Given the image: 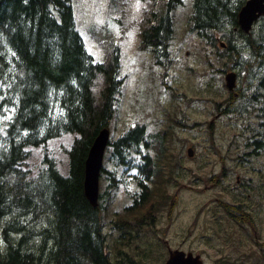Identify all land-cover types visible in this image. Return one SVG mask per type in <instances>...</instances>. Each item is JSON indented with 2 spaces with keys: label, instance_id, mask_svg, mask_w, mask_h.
<instances>
[{
  "label": "trees",
  "instance_id": "trees-1",
  "mask_svg": "<svg viewBox=\"0 0 264 264\" xmlns=\"http://www.w3.org/2000/svg\"><path fill=\"white\" fill-rule=\"evenodd\" d=\"M139 1L138 49L168 72L175 62L176 12L184 1ZM246 2L194 0L187 31L214 47L219 40L225 45L218 55L226 59L217 58L225 70L238 59L246 70L256 62L264 67V17L249 34L238 25ZM110 8L119 18L106 21L121 24L130 16L131 0H112ZM93 25L101 26L90 29L105 54L101 63L86 48L71 0H0V264H134L123 252V239L135 237L130 223L154 224L167 184L175 179L167 171V133L137 124L110 139L98 206L86 198L88 154L116 116L127 81L121 73L124 35L108 23ZM244 55L249 59L243 61ZM64 136L72 140L68 174L50 152L34 174L32 150ZM120 190L130 201L110 222L109 208ZM27 218L33 226L24 223ZM109 227L118 235L117 257L109 250ZM260 248L264 256V243Z\"/></svg>",
  "mask_w": 264,
  "mask_h": 264
},
{
  "label": "rangeland",
  "instance_id": "rangeland-1",
  "mask_svg": "<svg viewBox=\"0 0 264 264\" xmlns=\"http://www.w3.org/2000/svg\"><path fill=\"white\" fill-rule=\"evenodd\" d=\"M71 1L77 29L96 62H104L105 54L90 34L92 26H101L93 24L108 23L115 34L124 35L121 73L127 81L121 104L109 126L111 137L118 138L137 124L145 125L150 132L167 133V171L173 170L175 179L167 184L168 196L157 206L154 224L140 228L130 223L135 237L123 239V252L135 260L134 264H165L169 250L177 249L201 254L204 264H264L260 248L264 243V149L259 156L252 154L248 123L238 117L233 120L215 118L212 128L208 124L201 126L214 119L218 112L216 102L223 99V96L218 99L211 91L212 84L224 89L225 79L213 78L209 65L211 62L221 68L217 59L220 40L218 46L208 48L197 35L187 31L194 0H183L184 5L176 12L172 47L175 62L168 72L158 68L150 52L138 49L139 28L134 21L141 17L139 0H131L130 16L121 24L116 20L106 21L119 18V13L110 8L112 0ZM200 89L203 92H198ZM193 104L199 109L193 110ZM169 130L175 133L171 135ZM71 142L69 136H64L34 148L29 159L33 173L38 172L45 154L50 152L61 173L67 175V151ZM190 147L194 150L192 157L187 152ZM219 178L221 182L217 181ZM242 183L246 184L250 196L241 191ZM172 196L176 199L170 207ZM129 201L121 190L117 192L108 220L120 217ZM239 202H245L252 212L255 228L251 234L243 223L228 218L225 212H229L226 205ZM24 223L33 226L30 218ZM257 230L259 237L254 238ZM107 232L110 253L117 257L118 235L110 227Z\"/></svg>",
  "mask_w": 264,
  "mask_h": 264
},
{
  "label": "flooded vegetation",
  "instance_id": "flooded-vegetation-1",
  "mask_svg": "<svg viewBox=\"0 0 264 264\" xmlns=\"http://www.w3.org/2000/svg\"><path fill=\"white\" fill-rule=\"evenodd\" d=\"M206 43L208 48L214 47L211 42L206 41ZM222 45L223 44L220 43L221 49L224 48ZM247 56L249 55L243 56V61L249 59ZM217 58L226 59L220 55H218ZM221 66L225 67L222 63ZM222 67L219 68L218 71H212V77H224L225 87L223 89L221 85L214 86L212 84L211 91L217 95L218 99H220L221 96H223V99L221 102H216L218 112L215 114L214 119L210 120L208 123H202L201 126L204 127L208 124V126L212 128L215 118L233 120L234 117H238L240 120L248 123V133L250 134L249 143L254 148L252 154L254 156H259L264 149V67H260L259 63L256 62L249 70H246L240 59H238L237 63L232 66V70H225ZM255 68H257V70H255ZM232 72L236 74V79L235 87L231 90L227 86L226 77ZM198 92H203V90L200 89ZM192 109L198 110L199 106L193 104ZM256 141H259L260 143L256 144ZM245 160L246 158L243 159V161ZM242 166L243 168L245 167L244 165ZM223 171H225V169ZM217 181L221 182L222 179L219 178ZM238 181L240 182V177H238ZM241 191L247 194V196H250V194H248L246 184L242 183ZM175 199L176 196L171 197L170 207L174 205ZM212 207L211 202L210 208ZM226 208L229 211L227 212L224 208L227 217L238 223H243L244 229L251 234L252 230L255 228L253 227L255 225V221L252 216V212L249 210L246 203L239 202L228 204L226 205ZM253 237H259L258 230L254 232ZM195 256L202 257L201 254H195Z\"/></svg>",
  "mask_w": 264,
  "mask_h": 264
},
{
  "label": "water",
  "instance_id": "water-1",
  "mask_svg": "<svg viewBox=\"0 0 264 264\" xmlns=\"http://www.w3.org/2000/svg\"><path fill=\"white\" fill-rule=\"evenodd\" d=\"M264 17V0H247L238 15V25L242 32L249 34L254 29L256 23ZM225 47V45H222ZM236 74L229 73L226 77L229 89L235 87ZM111 139L109 128L103 129L97 136L93 146L90 149L85 163V195L89 202L98 206L100 194V174L104 164L106 149ZM188 156L194 155L193 148L188 149ZM165 264H204L200 256H194L192 253H185L182 250H170L169 258Z\"/></svg>",
  "mask_w": 264,
  "mask_h": 264
}]
</instances>
